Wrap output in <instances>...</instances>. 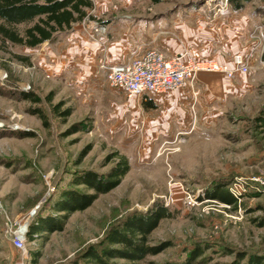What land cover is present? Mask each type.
Listing matches in <instances>:
<instances>
[{
    "label": "rangeland",
    "instance_id": "obj_1",
    "mask_svg": "<svg viewBox=\"0 0 264 264\" xmlns=\"http://www.w3.org/2000/svg\"><path fill=\"white\" fill-rule=\"evenodd\" d=\"M236 1L238 8L231 0H92L86 22L52 42L27 48L0 41V264H77L110 225L155 203L172 216L159 221L147 243L164 248L139 264H249L255 257L264 264V128L254 120L264 108V0ZM91 20L106 33L91 37ZM111 42L163 53L185 47L223 62L245 53L249 72L234 80L243 76L249 86L205 103L190 96L195 102L172 114L146 108L152 96L128 97L96 71ZM54 105L70 115L57 116ZM119 155L129 170L118 186L71 213L62 230L27 238L34 218L60 214L54 205L65 190L92 192L74 183L82 172L104 175ZM215 189L228 190L235 204L209 198ZM25 221L19 250L12 239Z\"/></svg>",
    "mask_w": 264,
    "mask_h": 264
},
{
    "label": "trees",
    "instance_id": "obj_2",
    "mask_svg": "<svg viewBox=\"0 0 264 264\" xmlns=\"http://www.w3.org/2000/svg\"><path fill=\"white\" fill-rule=\"evenodd\" d=\"M231 1L236 2V8L239 7L236 0ZM92 6V0H0V41L20 44L27 48H34L45 41L52 42L58 33L86 17L87 9H91ZM21 23L31 24L22 30L16 29ZM16 57L28 62L24 55ZM20 97L33 103L38 102L37 97L30 92H20ZM143 104L146 108L155 107L151 99ZM58 108V105L52 107L53 113L57 116L66 117L71 113L69 108L63 111H58ZM31 113L36 115L45 127L48 126L47 117L40 107H34ZM254 120L264 128V108L258 112ZM128 170L127 158L119 155L117 162L104 175H97L92 171L82 172L74 183L84 184L92 192L65 190L61 199L54 205V209L60 214L34 218L26 233L27 238L32 240L36 232L51 233L62 230L65 220L71 213L85 210L99 194L107 193L118 186ZM208 196L229 205L236 202V198L225 189H215ZM171 216L168 209L158 203L145 212L133 211L127 214L120 221L110 225L99 242L87 246L78 256L77 264L80 261L82 264H139L147 255L157 254L164 248L163 245H148L147 237L161 219ZM261 223L264 225V220L261 219ZM112 259H121L124 262L116 263L111 261ZM164 264H190V260L169 261ZM249 264H262V261L255 257Z\"/></svg>",
    "mask_w": 264,
    "mask_h": 264
},
{
    "label": "built area",
    "instance_id": "obj_3",
    "mask_svg": "<svg viewBox=\"0 0 264 264\" xmlns=\"http://www.w3.org/2000/svg\"><path fill=\"white\" fill-rule=\"evenodd\" d=\"M87 30L90 31L91 37L106 33L105 26L100 25L97 20L89 21ZM249 68V58L245 53H234L230 61L223 62L214 58L194 56L182 47L181 51L172 55H166L157 49H136L124 60L112 63L100 61L96 71H102L108 85L128 97L154 98L182 88L200 74H220L233 80L237 75L248 73ZM191 202L192 199L187 200L188 204ZM25 232H16L12 239L13 245L19 250L25 249Z\"/></svg>",
    "mask_w": 264,
    "mask_h": 264
},
{
    "label": "crops",
    "instance_id": "obj_4",
    "mask_svg": "<svg viewBox=\"0 0 264 264\" xmlns=\"http://www.w3.org/2000/svg\"><path fill=\"white\" fill-rule=\"evenodd\" d=\"M113 44L114 43L111 42L107 48L108 52L105 60L108 63L124 60L130 53L136 50L133 47L124 44L121 46L120 44H118V46L117 44H114L117 46L116 48H118L116 49ZM115 50H119V52H116ZM168 52L169 53L165 52V54L172 55L179 51L173 52V50L171 51L169 49ZM193 53L199 57L214 58L219 61L228 60L220 55L211 54L206 51L202 53L194 51ZM245 81L246 79L243 76H240L236 80H229L220 74H200L193 82H187L182 88L170 91L163 95L155 96L153 99L158 108L161 107L166 109L172 114L173 111L181 109L182 106H187L190 102H195L194 99L190 101V96L198 95V97L201 98L199 102L203 101L205 103L206 100L213 95L221 94L226 96L227 94H234L235 92H245L247 90L246 86H249V84L246 85V83H244ZM174 121L177 123L176 119H172L170 122Z\"/></svg>",
    "mask_w": 264,
    "mask_h": 264
},
{
    "label": "bare ground",
    "instance_id": "obj_5",
    "mask_svg": "<svg viewBox=\"0 0 264 264\" xmlns=\"http://www.w3.org/2000/svg\"><path fill=\"white\" fill-rule=\"evenodd\" d=\"M26 229H27V222L25 221L19 226L17 232L22 234L23 232H25Z\"/></svg>",
    "mask_w": 264,
    "mask_h": 264
}]
</instances>
